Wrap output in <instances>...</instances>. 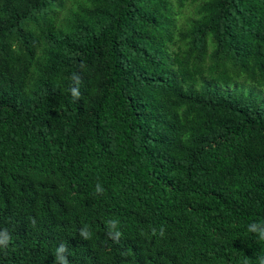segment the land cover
Instances as JSON below:
<instances>
[{
  "label": "trees",
  "instance_id": "16d2710c",
  "mask_svg": "<svg viewBox=\"0 0 264 264\" xmlns=\"http://www.w3.org/2000/svg\"><path fill=\"white\" fill-rule=\"evenodd\" d=\"M253 221L264 0H0V264H258Z\"/></svg>",
  "mask_w": 264,
  "mask_h": 264
},
{
  "label": "clouds",
  "instance_id": "9594fccd",
  "mask_svg": "<svg viewBox=\"0 0 264 264\" xmlns=\"http://www.w3.org/2000/svg\"><path fill=\"white\" fill-rule=\"evenodd\" d=\"M80 67L81 69H83L84 65L81 64ZM71 81H72V86L69 88V92L71 93V96L74 99L79 100L81 97L80 84L82 83V77L79 73H73L71 76ZM96 191L98 193L103 191L102 187L99 184H97L96 186ZM107 223L109 226V235H112L113 230L116 228L118 222L108 221ZM247 230L250 233L256 234L259 240L264 241V222L253 221L248 225ZM153 233L155 234V229H153ZM159 234L163 236L164 234L163 229L160 230ZM80 235L85 240L91 238V234L87 230V228H82L80 230ZM114 235L116 238H118L120 236V232L115 231ZM10 240L11 237L8 231L6 229H0V248H6L10 243ZM67 250H68L67 246L63 242L57 246L55 253L57 264H69L67 256L64 255L65 253H67ZM257 260H258V264H264V256L257 257ZM245 264H247V261H245Z\"/></svg>",
  "mask_w": 264,
  "mask_h": 264
}]
</instances>
